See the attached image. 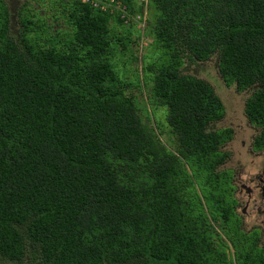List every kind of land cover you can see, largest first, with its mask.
Listing matches in <instances>:
<instances>
[{
    "label": "trees",
    "instance_id": "trees-1",
    "mask_svg": "<svg viewBox=\"0 0 264 264\" xmlns=\"http://www.w3.org/2000/svg\"><path fill=\"white\" fill-rule=\"evenodd\" d=\"M55 1L71 31L40 25L25 4L13 37L0 0V264H264L259 233H245L225 200L231 176L220 149L230 131L215 126L224 104L184 72L186 60L218 55L226 84L252 91L245 112L264 150V0H146L141 9L114 0L126 13ZM149 6L153 34L146 17L137 39L148 34L164 57L143 60L170 140L131 91L140 80L112 62L115 43L124 52L132 44L116 30Z\"/></svg>",
    "mask_w": 264,
    "mask_h": 264
},
{
    "label": "rangeland",
    "instance_id": "rangeland-1",
    "mask_svg": "<svg viewBox=\"0 0 264 264\" xmlns=\"http://www.w3.org/2000/svg\"><path fill=\"white\" fill-rule=\"evenodd\" d=\"M64 1V0H63ZM9 5L12 16V36H18L21 33V27L19 23V10L27 4L32 12L37 14L36 19L40 21L41 24H46L47 27L56 29L55 32L59 31L60 35L67 34L71 31L72 26L66 18V13L63 10L64 5L59 2H54V0H6ZM141 1H138L136 4L138 9L142 8ZM68 7V4H66ZM145 17L143 20L137 19L135 25L127 26L125 28L120 27L116 32L121 33L125 32L131 33L132 44L128 47L127 51H122L121 47H118L117 43L114 44V48L117 49L114 56L115 60H112L115 65L116 71L123 78H129L133 82L138 83V79L141 82V87H134L131 89L133 94L136 96L140 108L142 109L144 115L149 114L152 118V124L156 128L161 129L164 133V138L167 140L172 139L171 134L169 133V128L166 123V108H163L150 99V87L152 82L146 78L144 73L145 61L147 63L154 62L158 58L163 59L164 57L160 54V51L153 45H151V39L149 35L142 37L138 40L139 30L143 32L145 26V18L148 17V31L150 34H153V26L155 23V9L153 7L146 8L143 12ZM54 32V33H55ZM152 32V33H151ZM67 36V35H66ZM63 36H60L62 38ZM154 39V35H151ZM66 40H69L67 37ZM153 42V40H152ZM145 58V61L143 60ZM158 62V60H157ZM116 63H120V67H117ZM119 65V64H118ZM219 60L218 55H214L209 61L203 63H189L186 60L184 65V72L188 75L195 76L202 80H205L209 83L215 90L216 94L221 98L224 107L225 114L223 120L215 124L216 129H226L232 132L234 136L233 139L229 142L230 145L224 147L222 151H226L234 157V161L237 163L235 166L233 162H229L227 165L221 167L223 170H232L230 184L236 186L234 191V198L239 202L241 208L245 207L244 199L238 197V192L240 191V181L239 175L242 172V169H246V172H249V177H254L256 174H261L264 172V152H253L254 149L250 148L252 145V140L254 136L259 133V129L253 126L245 112V105L252 94V91L247 90L245 92H239L236 85L228 86L224 79L222 78L219 72ZM160 132V131H159ZM168 144V141H166ZM255 151V150H254ZM260 156V157H259ZM245 178V176H244ZM243 178V179H244ZM199 191V190H198ZM203 206L208 203V200L204 197V192H200ZM232 192L226 196L225 200L228 204H234L232 198ZM247 198V197H245ZM253 206V205H252ZM253 212L250 217L246 218V221L249 222L247 227H243L245 233L251 232L254 228L261 230L262 238H264V199H259L257 203L252 207ZM208 211V206L205 209ZM208 221L215 225L219 236L218 241H221V236L223 241L228 245V251L233 253V247L228 239V236L221 232L220 225L214 221L210 214L207 212ZM240 215V212H239ZM242 228V227H241ZM264 243V240H263Z\"/></svg>",
    "mask_w": 264,
    "mask_h": 264
},
{
    "label": "flooded vegetation",
    "instance_id": "flooded-vegetation-1",
    "mask_svg": "<svg viewBox=\"0 0 264 264\" xmlns=\"http://www.w3.org/2000/svg\"><path fill=\"white\" fill-rule=\"evenodd\" d=\"M256 136H257V134L254 136V139ZM233 137L234 136L232 135V132L230 131V138L222 146V148L220 149L221 151L224 147H227L230 145L229 142L233 139ZM254 139L252 140V145H250V148L255 150V151L253 150V152H264V150H256L254 148ZM223 153L226 154V160L224 161V163L222 164L221 167L227 165L229 162H233L234 166L237 163H241L240 161L235 162L234 157H232V155L230 153H228L226 151H224ZM226 171H229L230 176H231L232 170L228 169ZM244 176H245V178H244ZM239 181H240V185H239L240 191L238 192V197L241 199H244V201H242V202H244L245 207H243V208H241L239 206V202L234 198V191L236 190V186L234 184H232V182L230 185L232 187V194L231 195H232L233 200L235 201L233 204V209H234L235 214L237 215V217L240 220V225H241L242 230H243V227L244 226L247 227V225L249 224V222L246 221V218L251 216V214L253 212L252 207L257 203V201L259 199H264V172L261 174H256L254 177H249V172L247 173L246 169H242V172L239 175ZM245 197H247V198H245ZM239 212H240V215H239ZM254 232L259 233L260 245L264 246V243H263L264 238H262L263 236H262L261 230L259 231L258 229L254 228L251 232H249V234L254 233Z\"/></svg>",
    "mask_w": 264,
    "mask_h": 264
},
{
    "label": "built area",
    "instance_id": "built-area-1",
    "mask_svg": "<svg viewBox=\"0 0 264 264\" xmlns=\"http://www.w3.org/2000/svg\"><path fill=\"white\" fill-rule=\"evenodd\" d=\"M84 3L92 2L95 6V8L100 9L101 11H106L108 7H112L115 4V7H117V10H120L121 12H125V5L118 3L116 4L114 0H81ZM140 1H146V0H140ZM124 17V16H123ZM140 20V16L138 18Z\"/></svg>",
    "mask_w": 264,
    "mask_h": 264
}]
</instances>
